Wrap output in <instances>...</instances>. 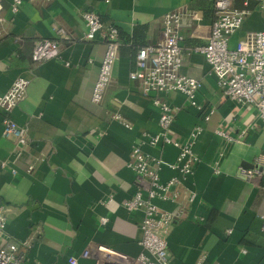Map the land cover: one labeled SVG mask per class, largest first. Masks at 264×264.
<instances>
[{"label":"crops","instance_id":"obj_1","mask_svg":"<svg viewBox=\"0 0 264 264\" xmlns=\"http://www.w3.org/2000/svg\"><path fill=\"white\" fill-rule=\"evenodd\" d=\"M10 4L1 0L0 94L18 77L29 81L12 111L26 129L27 144L13 163L0 168L6 217L0 245L31 238L25 264H69L70 256L78 264H94V256L80 254L96 245L129 256L143 252L142 213L126 210L123 203L144 189L128 167L129 155L140 133L159 130V114L129 73L138 47L161 40L162 15L178 11L184 35L181 72L201 81V109L182 93H169L168 101L179 107L171 129L181 138L194 127L201 132L193 146L198 161L177 187V197L155 199L159 208L175 214L166 235L170 264H264V175L246 179L241 173L264 156V123L253 105L226 98L203 55L190 50L210 35L214 0H23L14 13ZM231 7L248 14L230 46L264 31V11L256 0H231ZM85 10L117 27L120 39L112 80L99 103L91 101V93L105 45L98 36L84 39ZM60 27L67 38L56 34ZM43 38L58 41L59 57L34 62L33 47ZM116 113L129 128L112 117ZM15 149V139L2 136L0 115V162ZM143 150L169 162L178 154L171 145ZM176 174L168 166L160 170L161 180ZM101 216L108 217L106 225L99 223Z\"/></svg>","mask_w":264,"mask_h":264},{"label":"built area","instance_id":"obj_2","mask_svg":"<svg viewBox=\"0 0 264 264\" xmlns=\"http://www.w3.org/2000/svg\"><path fill=\"white\" fill-rule=\"evenodd\" d=\"M108 3L110 0H102ZM259 10L264 11V0H256ZM23 0H11L10 11L14 13ZM2 8L0 0V10ZM248 10L231 7V0H214V18L211 24L210 35L201 45H195L190 50L203 55L217 78V84L222 94L238 104H250L257 110V115L264 123V31H254L230 46V37L242 25ZM85 25L84 39L94 40L98 36L105 45L104 54L94 82L91 101L99 103L104 92L111 83L113 70L118 58L120 39L117 27L105 23L100 14L94 10L81 12ZM3 17L0 16V23ZM183 16L178 11H168L162 15V37L153 45H144L137 49L135 54V68L130 71L131 79H139L140 91L150 97L152 105L159 114L156 133L143 131L137 142L131 148L128 167L136 178L145 183L144 189L126 199L123 206L126 210L140 211L142 219L140 229L142 236L140 245L143 252L137 256H129L105 245H96L95 248L84 249L80 256L88 258L94 256V264H170L167 254L166 235L174 220V213L159 208L155 199L174 200L177 197V187L193 173L198 158L194 155L193 146L201 132L194 127L184 138L175 135L171 126L179 107L172 105L167 95L172 92L182 93L187 102L201 109L197 102V92L201 81L181 72L183 40L181 32ZM59 37L67 38L64 28H57ZM59 57L58 41L51 38L38 40L32 51L34 62ZM68 64V62H66ZM28 80L16 78L11 86L0 94V115L2 136L13 137L16 149L10 159L0 162V168H6L20 156L21 149L27 144L26 129L12 118V111L24 97ZM213 109L203 113L207 120ZM125 127L130 124L120 114L112 116ZM217 133L225 138L233 139L224 131ZM144 145L164 146L171 145L178 149L175 161L169 162L154 157L143 150ZM168 166L177 171L176 175L161 180L160 170ZM32 166H29L31 169ZM15 173V169H11ZM246 179L253 175H264V156H257L250 169L241 170ZM145 190V192L143 191ZM110 200V199H108ZM101 225L108 223V217L99 218ZM6 224L5 209L0 205V237L3 235ZM31 244V238L21 242L7 241L0 245V264H25L26 250ZM244 251V250H243ZM69 264H78L76 256L68 258Z\"/></svg>","mask_w":264,"mask_h":264},{"label":"trees","instance_id":"obj_3","mask_svg":"<svg viewBox=\"0 0 264 264\" xmlns=\"http://www.w3.org/2000/svg\"><path fill=\"white\" fill-rule=\"evenodd\" d=\"M213 14H214V12H213ZM213 18H214V16H213ZM142 46H144V45H141V46H139L138 48H140V47H142Z\"/></svg>","mask_w":264,"mask_h":264}]
</instances>
